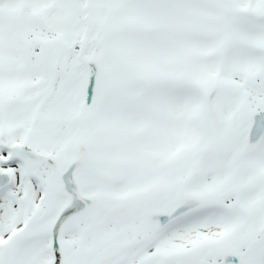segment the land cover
Returning a JSON list of instances; mask_svg holds the SVG:
<instances>
[{
  "label": "snow or ice",
  "instance_id": "obj_1",
  "mask_svg": "<svg viewBox=\"0 0 264 264\" xmlns=\"http://www.w3.org/2000/svg\"><path fill=\"white\" fill-rule=\"evenodd\" d=\"M0 264H264V0H0Z\"/></svg>",
  "mask_w": 264,
  "mask_h": 264
}]
</instances>
